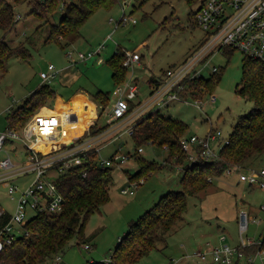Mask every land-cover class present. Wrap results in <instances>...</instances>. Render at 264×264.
Wrapping results in <instances>:
<instances>
[{
	"label": "rangeland",
	"instance_id": "1",
	"mask_svg": "<svg viewBox=\"0 0 264 264\" xmlns=\"http://www.w3.org/2000/svg\"><path fill=\"white\" fill-rule=\"evenodd\" d=\"M203 0H119L111 8H99L82 25L81 36L69 45H63L55 40H47L51 28L50 22L31 13L27 2L17 6V23L9 30L0 29V39L5 37L11 46H24L30 56H11L6 64V70L0 71V129L8 124L6 118L9 112L23 104L24 100L43 83H50L60 96L49 101L47 106L56 105L67 112L69 133L66 137L71 140L85 131L88 123L85 117L105 113L109 106H102L94 101L92 96L99 90L109 92L113 98L116 83L108 59L120 47L140 53L141 63L129 67L127 78L134 71L140 86L139 99H145L150 90L151 76L160 77L168 68L178 67L198 47L206 37V30L195 21V13L201 7ZM62 8L50 15L52 22H59ZM123 14L131 20L120 22ZM136 19V23L132 19ZM110 35V37H109ZM106 40L102 51L103 61L96 57L78 59L77 50L88 51ZM73 50V57L67 56ZM245 53L232 50L231 54L217 53L212 65L220 67L221 78L215 82L212 91L217 100H208L209 94L202 98L203 108L193 103L174 101L168 107L160 109V113L183 119L188 130L186 135L195 134L204 137L210 128L220 130L222 136L229 137L237 118L246 114L253 102L237 93L243 76V60ZM49 63L60 70L51 81H44L41 71L47 70ZM204 70L208 76L212 67ZM85 92L88 95L83 101ZM76 93V94H75ZM78 100V102H76ZM54 102V103H53ZM84 102V103H83ZM193 102V101H192ZM44 105V104H43ZM88 105L87 107H85ZM75 108L70 110V108ZM90 108V111H83ZM79 108L83 113H78ZM150 113V112H149ZM147 115V114H146ZM84 116V117H83ZM83 117V118H82ZM107 114H103L99 123H106ZM222 139L211 141L212 148L219 153ZM47 151L50 145L37 143ZM144 151L141 158L153 161L158 168L138 177L135 186L129 179L128 173H135L141 166L139 155H132L121 165L114 168V180L110 188V199L95 211L89 218L85 235L91 248L84 247L85 241L74 237L60 255L64 264H89L92 261H106L119 243V238L125 235L130 224L152 207L163 194L172 189H181L183 165H178L176 157H169L165 146L153 142L135 143L130 135L122 136L105 146L100 157H109L114 150L121 146L124 153H134L137 146ZM6 147L12 155L15 150L23 147L21 140H8ZM192 153L198 154L197 146ZM5 152L0 153V157ZM188 157L184 163H190ZM259 162V160L257 161ZM264 167V156L258 164ZM230 169V171H229ZM219 176H215L212 184L196 195L188 196L187 210L164 239L157 241L148 254L141 258L142 264H220L212 258V254L203 259L197 255L199 249H206L207 243L220 245L227 243L232 246L243 242L257 243L264 236V190L258 184H250L240 179V171L229 168ZM33 174L18 179L31 180ZM122 186L133 189L135 194L122 193ZM7 186L0 184V206L9 213L16 209V199L7 191ZM245 209L250 216L248 227L241 233L239 220L236 216ZM256 217V221H254ZM19 227V226H17ZM225 236L223 239L222 237ZM49 262V264H51ZM252 264H263L256 258Z\"/></svg>",
	"mask_w": 264,
	"mask_h": 264
},
{
	"label": "trees",
	"instance_id": "2",
	"mask_svg": "<svg viewBox=\"0 0 264 264\" xmlns=\"http://www.w3.org/2000/svg\"><path fill=\"white\" fill-rule=\"evenodd\" d=\"M119 0H0V29L9 30L17 23V6L27 2L31 13L50 22L51 28L47 40H55L62 46L69 45L81 36L84 22L99 8H111ZM206 0L202 1V4ZM201 4V5H202ZM58 7L62 8L59 22H52L50 15ZM196 15V13L194 14ZM196 17V16H195ZM196 21V19H195ZM235 48L226 47L225 53L231 54ZM23 58L30 56L24 44L11 46L5 37L0 39V71L6 70L8 59L13 55ZM125 49L118 47L107 60L112 68L116 85L127 79L129 66L124 65ZM243 76L237 87V93L253 102V107L241 114L234 123L229 134L228 143H224L218 156L206 159L200 155L190 163H184L189 156L181 144V137L188 130L187 123L178 117L164 115L160 110L148 113L138 123L131 135L135 143H157L165 146L169 157H176L177 164L183 165L181 189H172L160 196L152 207L135 219L125 235L119 238L110 264H134L141 260L157 246L159 239H164L167 232L179 221L187 210L188 196L204 191L212 184L215 176H219L232 167L235 170L254 168L264 156V60L246 56L243 60ZM220 67L208 76L189 80L186 89L192 98L204 97L213 93L212 88L221 78ZM160 83L151 76L149 84ZM187 91H183L184 94ZM57 91L50 83L37 87L18 108L6 116V129L21 128L29 117L43 104L54 100ZM93 102L102 106H110L112 98L109 92L97 91L92 95ZM105 113L97 115V121L91 125V132L96 133L107 126L99 123ZM139 145L135 148H137ZM202 146H197L200 152ZM94 155V154H93ZM91 155L90 157H93ZM142 161L135 173H128L129 179L156 170L158 165L153 161ZM259 160V162H257ZM115 166L98 165L94 159L84 160L62 172L56 179L63 195V209L58 213H37L26 222L28 234L17 237L0 252V264H49L53 258L64 251L67 244L78 237L85 243L89 238L85 235L86 224L90 216L110 199V188L114 180ZM257 168V167H256ZM87 173L84 175L83 172ZM8 216V215H7ZM0 219V223L7 219ZM264 248V236L260 243H251L241 249L245 253ZM89 264H109L106 261H92Z\"/></svg>",
	"mask_w": 264,
	"mask_h": 264
},
{
	"label": "built area",
	"instance_id": "3",
	"mask_svg": "<svg viewBox=\"0 0 264 264\" xmlns=\"http://www.w3.org/2000/svg\"><path fill=\"white\" fill-rule=\"evenodd\" d=\"M195 16L196 23L206 30L204 40L182 64L163 71V74L157 78L160 83L150 84L145 99H139L140 86L132 70L131 75L113 90L111 104L105 111L107 126L104 129L92 133L91 125L97 121V115L89 120L82 117L88 123V127L83 133L73 136L68 141L66 138L69 133V127L66 126L68 114L56 101V105L53 106L52 104L40 106L21 128L0 129V153L5 152L4 156L0 157V184L7 186L8 193L16 199L14 213H9L0 206V219L8 215L7 219L0 223V252L17 237L28 234L26 222L35 214L58 213L63 209L64 195L56 181L62 172L81 164L84 160L94 159L101 166H116L124 163L132 155L138 154L140 157L144 151L142 146H139L134 153H124L119 146L109 157L103 158L100 157V152L114 140L125 135L131 136L139 121L149 112L168 107L174 101L193 103L203 108V97L192 98L189 95L191 92L186 89L187 82L204 76V70L211 66L217 53L224 52L226 47H232L244 52L248 57L264 60V0H206ZM21 17V14H16V18ZM128 20L131 18L123 14L120 22ZM132 22L137 21L134 18ZM105 47L106 40L86 52L77 50V58L96 57L101 62L104 60L102 51ZM125 52L124 65L134 68L135 63H141L140 53L128 49H125ZM73 54L74 51L69 50L67 56L71 59ZM211 67L212 72L219 69L215 64ZM59 71L54 63H49L48 69L41 71L40 75L44 81H51ZM183 91H187V94ZM208 100L216 101V94H209ZM85 107H83L84 112L90 111V108L85 110ZM74 109L70 108V110ZM218 139L223 140L222 145L229 142L228 138L222 136L220 130L210 128L204 137L195 134L183 135L181 144L189 152L188 158L193 162L199 155L206 159L218 156L211 146V141ZM8 140H21L23 147L17 148L15 155H12L6 147ZM37 143L48 144L50 148L43 151L36 146ZM198 145L202 146V150L194 155L193 146ZM91 155L93 157H90ZM239 171L240 179L250 184L256 183L264 190V167ZM30 173L33 174L31 180H23L20 184L17 182ZM86 173L83 172L84 175ZM130 181L136 182L135 186L142 182ZM121 192L135 193L133 189L126 187H122ZM253 220L256 221V217ZM249 221V213L242 209L239 213L241 233L248 227ZM222 238L224 239L225 236ZM251 243L253 242H243L237 246L227 243L220 245L207 243V248L199 249L197 255L205 260L212 254V258L220 264H252L256 258H260L264 264V248H258L251 253L242 251L243 246ZM257 243H260V240ZM84 247L89 249L92 246L86 242ZM111 262V258L106 260V263ZM51 264L64 263L62 257L57 254Z\"/></svg>",
	"mask_w": 264,
	"mask_h": 264
},
{
	"label": "crops",
	"instance_id": "4",
	"mask_svg": "<svg viewBox=\"0 0 264 264\" xmlns=\"http://www.w3.org/2000/svg\"><path fill=\"white\" fill-rule=\"evenodd\" d=\"M76 93H83V94H85L86 97L89 95V94H87V93H85V92H79V91L76 92ZM76 93H75V94H76ZM58 96H60L61 98H63L60 94H58L57 97H58ZM86 97H84V98H86ZM63 99L69 101V100H72L73 97H71V98H69V99H65V98H63ZM67 101H66V102H67ZM76 102H78V100H77ZM63 110H64V108H63ZM78 113L80 114V116L83 115V113L81 112V109H80V108H79V110H78ZM83 117H84V116H83ZM84 118H85V117H84ZM83 121L86 122L84 119H83ZM86 123H87V122H86ZM40 149H41V148H40ZM48 150H49V149H48ZM258 164H259V163L254 164V165H255L254 167L259 168V167H258V166H259ZM261 167H263V166H261ZM122 187H124V186H122ZM134 194H135V193H134ZM241 210H242V209H241ZM239 212H240V211H239ZM236 216H237V218H238V220H239V214H238V215L236 214Z\"/></svg>",
	"mask_w": 264,
	"mask_h": 264
},
{
	"label": "bare ground",
	"instance_id": "5",
	"mask_svg": "<svg viewBox=\"0 0 264 264\" xmlns=\"http://www.w3.org/2000/svg\"><path fill=\"white\" fill-rule=\"evenodd\" d=\"M36 146L40 149V147L38 146V144H36Z\"/></svg>",
	"mask_w": 264,
	"mask_h": 264
}]
</instances>
